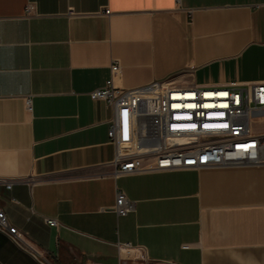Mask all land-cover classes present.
I'll list each match as a JSON object with an SVG mask.
<instances>
[{"label":"crops","instance_id":"1","mask_svg":"<svg viewBox=\"0 0 264 264\" xmlns=\"http://www.w3.org/2000/svg\"><path fill=\"white\" fill-rule=\"evenodd\" d=\"M175 3L0 0V208L39 252L0 232V264H264V167L114 176L115 61L126 90L264 81V0Z\"/></svg>","mask_w":264,"mask_h":264},{"label":"built area","instance_id":"2","mask_svg":"<svg viewBox=\"0 0 264 264\" xmlns=\"http://www.w3.org/2000/svg\"><path fill=\"white\" fill-rule=\"evenodd\" d=\"M119 68L115 61L112 77L93 94L114 109L108 135L116 147L111 162L114 176L264 167V81L220 87L182 85L172 78L126 90L113 85ZM1 185L12 188L4 181ZM127 200L122 191L117 192L114 210L118 214L130 211ZM6 218L0 208V232L28 253L39 255ZM131 248L119 246L120 251Z\"/></svg>","mask_w":264,"mask_h":264}]
</instances>
